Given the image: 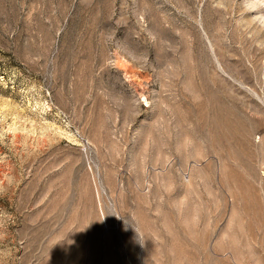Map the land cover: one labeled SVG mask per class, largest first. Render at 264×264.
Masks as SVG:
<instances>
[{
  "label": "rangeland",
  "instance_id": "1",
  "mask_svg": "<svg viewBox=\"0 0 264 264\" xmlns=\"http://www.w3.org/2000/svg\"><path fill=\"white\" fill-rule=\"evenodd\" d=\"M0 264H264V0H0Z\"/></svg>",
  "mask_w": 264,
  "mask_h": 264
}]
</instances>
